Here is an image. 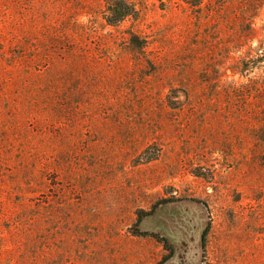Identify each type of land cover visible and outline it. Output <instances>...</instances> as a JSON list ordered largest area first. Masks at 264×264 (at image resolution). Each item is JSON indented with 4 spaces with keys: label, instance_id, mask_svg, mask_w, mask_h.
Instances as JSON below:
<instances>
[{
    "label": "rangeland",
    "instance_id": "374dc122",
    "mask_svg": "<svg viewBox=\"0 0 264 264\" xmlns=\"http://www.w3.org/2000/svg\"><path fill=\"white\" fill-rule=\"evenodd\" d=\"M129 1L0 0V264H264V0Z\"/></svg>",
    "mask_w": 264,
    "mask_h": 264
},
{
    "label": "trees",
    "instance_id": "16d2710c",
    "mask_svg": "<svg viewBox=\"0 0 264 264\" xmlns=\"http://www.w3.org/2000/svg\"><path fill=\"white\" fill-rule=\"evenodd\" d=\"M135 10L129 0H106V5L103 10L104 20L108 25H115L121 20L134 14ZM252 25V24H251ZM249 25L247 30L255 32V29ZM264 29V26H263ZM256 62L264 60V41L260 42L256 48ZM206 231L202 235V241H204Z\"/></svg>",
    "mask_w": 264,
    "mask_h": 264
}]
</instances>
